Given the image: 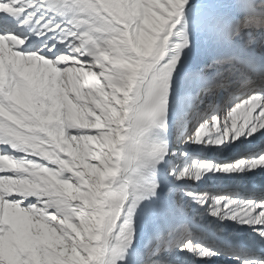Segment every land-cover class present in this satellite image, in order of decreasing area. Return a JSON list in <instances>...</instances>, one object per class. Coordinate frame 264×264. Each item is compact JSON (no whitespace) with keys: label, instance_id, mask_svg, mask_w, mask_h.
<instances>
[{"label":"snow or ice","instance_id":"6c2138e0","mask_svg":"<svg viewBox=\"0 0 264 264\" xmlns=\"http://www.w3.org/2000/svg\"><path fill=\"white\" fill-rule=\"evenodd\" d=\"M0 264H264V0H0Z\"/></svg>","mask_w":264,"mask_h":264}]
</instances>
